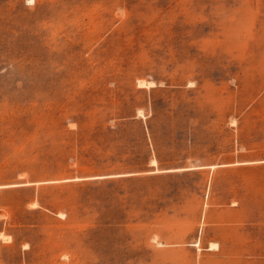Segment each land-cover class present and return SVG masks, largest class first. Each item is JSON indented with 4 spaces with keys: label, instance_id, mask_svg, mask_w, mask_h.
Instances as JSON below:
<instances>
[{
    "label": "rangeland",
    "instance_id": "rangeland-1",
    "mask_svg": "<svg viewBox=\"0 0 264 264\" xmlns=\"http://www.w3.org/2000/svg\"><path fill=\"white\" fill-rule=\"evenodd\" d=\"M0 264H264V0H0Z\"/></svg>",
    "mask_w": 264,
    "mask_h": 264
},
{
    "label": "trees",
    "instance_id": "trees-1",
    "mask_svg": "<svg viewBox=\"0 0 264 264\" xmlns=\"http://www.w3.org/2000/svg\"><path fill=\"white\" fill-rule=\"evenodd\" d=\"M107 182L111 183L112 181L111 180H102V179L101 180L100 179H94L91 181H86V180L80 181L79 180V181L71 182L69 185H71V186H87V188H93L92 186L97 184V183H107ZM84 196L86 198H88V194H84ZM96 200H97V198H96Z\"/></svg>",
    "mask_w": 264,
    "mask_h": 264
},
{
    "label": "snow or ice",
    "instance_id": "snow-or-ice-1",
    "mask_svg": "<svg viewBox=\"0 0 264 264\" xmlns=\"http://www.w3.org/2000/svg\"><path fill=\"white\" fill-rule=\"evenodd\" d=\"M32 2V0H29V3H31Z\"/></svg>",
    "mask_w": 264,
    "mask_h": 264
}]
</instances>
